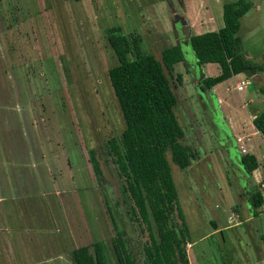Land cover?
I'll use <instances>...</instances> for the list:
<instances>
[{
  "label": "rangeland",
  "instance_id": "obj_1",
  "mask_svg": "<svg viewBox=\"0 0 264 264\" xmlns=\"http://www.w3.org/2000/svg\"><path fill=\"white\" fill-rule=\"evenodd\" d=\"M223 1L232 0H200L205 10L199 0H0V264H75L73 248L95 239L104 264H118L114 222L146 264L147 229L130 217L124 177L107 152V140L124 127L108 76L117 63L107 40L112 26L140 34L142 50L157 58L168 45L183 47L184 60L165 71L181 141L195 152L186 167L171 161L191 236L189 264H264V210L251 212L254 180L228 121L264 109V0H249L242 16V52L263 65L244 88L236 87L247 76L241 72L215 92L202 89L199 70L219 73V63L196 65L186 44L189 33L221 24ZM188 13L203 24L190 31Z\"/></svg>",
  "mask_w": 264,
  "mask_h": 264
},
{
  "label": "trees",
  "instance_id": "obj_2",
  "mask_svg": "<svg viewBox=\"0 0 264 264\" xmlns=\"http://www.w3.org/2000/svg\"><path fill=\"white\" fill-rule=\"evenodd\" d=\"M250 6L249 0L224 1L222 26L191 33L186 38L197 65L214 61L220 66V72L215 75L204 76L199 70L202 89L203 84L212 87L238 72L251 76L263 69L262 63L242 52L241 18ZM107 40L117 58V63L108 68V76L124 119L119 136L107 140V152L124 177L122 191L131 199L130 217L147 229L148 241L143 244L145 263L189 264L186 243L191 241V236L171 161L186 167L195 152L181 141L184 131L173 109L177 98L165 71L172 73L174 64L183 60L181 46L168 45L157 58L142 50L140 34L127 35L118 26L110 28ZM128 53L133 54L132 58ZM176 76L182 81L180 72ZM252 122L264 133V109ZM89 161L97 179L101 180L102 170L93 148L89 149ZM240 161L247 173L258 165L255 155L248 152L240 155ZM249 201L252 212L256 213L263 202L261 191L251 190ZM114 227L112 245L118 264H139L129 247L125 230L115 222ZM72 256L75 264H104L102 245L97 239L74 247Z\"/></svg>",
  "mask_w": 264,
  "mask_h": 264
},
{
  "label": "crops",
  "instance_id": "obj_3",
  "mask_svg": "<svg viewBox=\"0 0 264 264\" xmlns=\"http://www.w3.org/2000/svg\"><path fill=\"white\" fill-rule=\"evenodd\" d=\"M223 2H222V4H223ZM198 6H199V9H202V7H204V9L207 10L206 6L201 4L200 0H199ZM209 16L210 15H205V17H208L207 20H215V17H213V15H211L210 17ZM186 18H187V22H186L187 24L186 23L185 24H186V26L188 25V27L190 28V31H192V29L195 27L196 24H198V27L203 24V23L196 22V18L192 17L191 14H189V13L186 16ZM197 19H199V16H197ZM241 21H242V18H241ZM222 25H223V18H222L221 24L216 22L214 29H217ZM240 28H241V26H240ZM195 33H198V32H195ZM189 34H191V33H189ZM181 47H182V45H181ZM181 49L183 50V47ZM192 52H193V50H192ZM193 58H194V63L196 64L194 52H193ZM183 60H184V56H183ZM212 62H214V61L205 62V63L201 64L200 67L202 65H207V66L210 65L211 66ZM200 71L203 73L204 76L212 74L210 72L203 71L202 69H200ZM240 73L241 72H238V73L232 74L231 76H235V75L240 74ZM215 74H218V73H214L212 75H215ZM228 78L212 85V87H210L211 91L215 92V89H217L218 85H220L222 82H224ZM242 88H244V86ZM215 94H216L217 102L221 103L223 101L222 97L217 93V91ZM243 104L245 105V107H247V104L245 102ZM259 112L260 111L248 109L245 114L240 113L241 119H239L238 121L235 118L230 119L229 117H228V121H229V127L231 129L230 131H232L231 134L233 135L234 140L237 143V146H239V144H240V143H238L239 141H241L243 144V137L246 136L247 139L245 140V142L243 144L245 151H243V153H245V152L252 153L255 155V157L257 159L258 165L254 169H252L251 172L248 173V175L250 177H252L254 180V188L253 189H259L261 191V194L263 197V202H262V205H263L264 204V145H261L257 141V139H258L257 134L261 135V138L264 140V133H262L260 130L256 129L253 122H252V118ZM238 137H239V139H238ZM233 147H234V145H233ZM239 154L240 155L242 154L241 150H240ZM262 158H263V163H261ZM248 195H249V191H248ZM260 207H259V209H261ZM251 212H252V210H251ZM257 212L258 211H256V213ZM262 212H264V211H262ZM256 213L252 212L253 215Z\"/></svg>",
  "mask_w": 264,
  "mask_h": 264
},
{
  "label": "built area",
  "instance_id": "obj_4",
  "mask_svg": "<svg viewBox=\"0 0 264 264\" xmlns=\"http://www.w3.org/2000/svg\"><path fill=\"white\" fill-rule=\"evenodd\" d=\"M249 82H250V76H246V77H244V78H242L236 82V87L238 89H241L243 86H245ZM238 139H239V137H238ZM238 147L241 151H245V148L242 144H239ZM261 208L264 210V204L261 206Z\"/></svg>",
  "mask_w": 264,
  "mask_h": 264
}]
</instances>
